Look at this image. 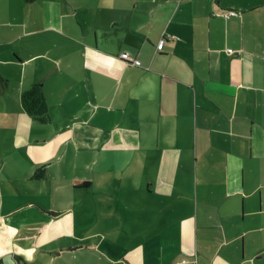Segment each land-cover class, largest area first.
<instances>
[{"label":"crops","instance_id":"obj_1","mask_svg":"<svg viewBox=\"0 0 264 264\" xmlns=\"http://www.w3.org/2000/svg\"><path fill=\"white\" fill-rule=\"evenodd\" d=\"M0 264H264V0H0Z\"/></svg>","mask_w":264,"mask_h":264},{"label":"trees","instance_id":"obj_2","mask_svg":"<svg viewBox=\"0 0 264 264\" xmlns=\"http://www.w3.org/2000/svg\"><path fill=\"white\" fill-rule=\"evenodd\" d=\"M21 101L24 110L33 118V120L41 124L51 121L42 83H34L27 88L22 93ZM44 174V168H40L35 175L37 177H43Z\"/></svg>","mask_w":264,"mask_h":264},{"label":"built area","instance_id":"obj_3","mask_svg":"<svg viewBox=\"0 0 264 264\" xmlns=\"http://www.w3.org/2000/svg\"><path fill=\"white\" fill-rule=\"evenodd\" d=\"M216 16H224L226 18L230 17L231 15H235V14H239V12L235 11V10H230V11H216L214 13ZM166 39L165 38H161L159 40V42L156 45V52H159L160 50L163 49L164 45H165ZM236 50H234L233 48H229L228 52L229 53H234ZM123 58L128 59L126 54L122 55ZM130 60V59H129ZM133 63H135L136 65H141V61L139 59H134L132 60Z\"/></svg>","mask_w":264,"mask_h":264}]
</instances>
